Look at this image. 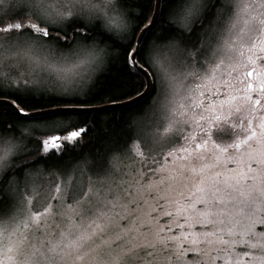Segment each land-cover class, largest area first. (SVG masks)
<instances>
[{"label":"snow or ice","instance_id":"obj_1","mask_svg":"<svg viewBox=\"0 0 264 264\" xmlns=\"http://www.w3.org/2000/svg\"><path fill=\"white\" fill-rule=\"evenodd\" d=\"M120 3L130 26L114 36L88 21L90 0H0V77L11 80L0 82L10 113L0 122V264H264V0ZM29 40L53 51L103 45L123 78L102 101L100 76L87 90L33 88L16 67ZM171 41L185 53L188 91L166 142L150 147L151 123L134 118L160 92L149 48ZM42 102L53 107L42 113ZM97 103L135 110L138 167L115 143L62 163L86 129L52 134L34 122Z\"/></svg>","mask_w":264,"mask_h":264},{"label":"clouds","instance_id":"obj_2","mask_svg":"<svg viewBox=\"0 0 264 264\" xmlns=\"http://www.w3.org/2000/svg\"><path fill=\"white\" fill-rule=\"evenodd\" d=\"M90 3L96 7L87 17L89 22L98 20L114 36H119L130 26L120 0H90ZM19 46L30 50L17 59V70L24 77H29L31 86L39 90H87L108 67L109 52L103 45H80L70 50L53 51L50 47L29 40L20 42ZM184 55L182 46L175 41L149 48L152 66L160 77V92L144 116L135 117L134 121L151 123V134L147 137L150 147H158L166 142L170 133L165 134L164 129L175 118L173 109L187 95L184 82L187 79L186 72L190 69L184 65ZM17 79L21 77L17 76ZM0 82L10 84L11 80L0 77ZM177 123L182 124L183 121ZM31 133L32 129H28L27 134Z\"/></svg>","mask_w":264,"mask_h":264},{"label":"trees","instance_id":"obj_3","mask_svg":"<svg viewBox=\"0 0 264 264\" xmlns=\"http://www.w3.org/2000/svg\"><path fill=\"white\" fill-rule=\"evenodd\" d=\"M139 3L140 7H146V0H133ZM154 2V0H153ZM151 39V37H149ZM123 78V71L118 62L108 65L99 79L101 81L96 97L100 101L107 98L106 94L111 95L113 89L120 83ZM103 103H97L93 106H101ZM53 107L52 103L42 102V108L46 110ZM135 114V110L112 109L101 112H78L72 115L55 118L54 120H39L40 125L55 127L53 132H64L78 126H83L86 131L83 139L75 149L67 150L62 158V163H69L72 160L82 156L95 157L98 154H107L108 149L115 143L120 147L122 152H127L131 142H133L131 133L128 130V122ZM10 113L7 109H0V122L9 119ZM63 123L57 127L58 123ZM47 132V131H46Z\"/></svg>","mask_w":264,"mask_h":264},{"label":"rangeland","instance_id":"obj_4","mask_svg":"<svg viewBox=\"0 0 264 264\" xmlns=\"http://www.w3.org/2000/svg\"><path fill=\"white\" fill-rule=\"evenodd\" d=\"M40 125V124H39ZM41 126V130L42 131H47V132H53L54 131V129H55V127H53V126H43V125H40ZM218 131V130H217ZM220 131H223V129H220ZM213 133H215V134H217V132H216V128H213V130H212V134ZM134 141H133V143L130 145V147H129V149H128V151L127 152H125V154L126 155H128V156H131L132 157V160H129V161H127V163H129V164H132L133 162H136V164H135V166H139V161L142 159L139 155H138V152L139 151H143V148L142 147H138V146H134ZM116 163V166L117 167H123L124 165L123 164H121L119 161H116L115 162Z\"/></svg>","mask_w":264,"mask_h":264},{"label":"water","instance_id":"obj_5","mask_svg":"<svg viewBox=\"0 0 264 264\" xmlns=\"http://www.w3.org/2000/svg\"><path fill=\"white\" fill-rule=\"evenodd\" d=\"M112 109H121L120 107H106L105 105H101V106H93L90 110H85V111H81V112H87V113H92V112H101V111H107V110H112ZM49 109L46 110H41L40 112H47Z\"/></svg>","mask_w":264,"mask_h":264},{"label":"flooded vegetation","instance_id":"obj_6","mask_svg":"<svg viewBox=\"0 0 264 264\" xmlns=\"http://www.w3.org/2000/svg\"><path fill=\"white\" fill-rule=\"evenodd\" d=\"M34 122L39 124V120H35ZM62 125H64V124L60 122L57 124V127H61ZM216 131H217V129H216ZM56 133H58V132H56ZM56 133H53V134H56ZM212 136H213V139H216V137H217V135H215V133H213Z\"/></svg>","mask_w":264,"mask_h":264}]
</instances>
